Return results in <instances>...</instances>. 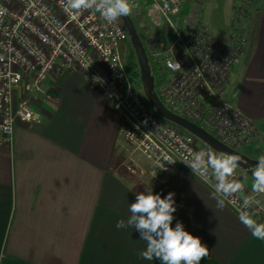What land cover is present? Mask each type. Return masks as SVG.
<instances>
[{
  "label": "crops",
  "instance_id": "crops-1",
  "mask_svg": "<svg viewBox=\"0 0 264 264\" xmlns=\"http://www.w3.org/2000/svg\"><path fill=\"white\" fill-rule=\"evenodd\" d=\"M263 15V16H262ZM248 59L236 74L234 104L252 121L264 156V14ZM33 105L43 122L18 118L11 145H0V264H159L139 252L134 228H116L145 185L175 193V219L202 238L201 264H264L254 236L225 202L184 168L169 173L119 136L122 114L76 70L54 73ZM134 162L140 168L129 170ZM241 176L250 193L254 179ZM157 178V179H156ZM264 202V194L261 196Z\"/></svg>",
  "mask_w": 264,
  "mask_h": 264
},
{
  "label": "built area",
  "instance_id": "built-area-1",
  "mask_svg": "<svg viewBox=\"0 0 264 264\" xmlns=\"http://www.w3.org/2000/svg\"><path fill=\"white\" fill-rule=\"evenodd\" d=\"M185 1H192L189 12H199L202 0H130L132 9L147 7L160 15L174 34L169 42L144 46L157 73L156 91L171 112L233 148L242 135L256 132L252 121L226 101L245 46V27L238 31L240 20L235 21L225 42L198 26L200 14L190 13L177 27L172 17ZM128 39L121 18L108 23L95 8L73 9L69 0H0V145L12 144L18 118L42 123V112L33 105L45 95L47 81L54 73L76 70L122 114L119 136L131 155L141 153L162 174L186 169L235 213L264 223V192L247 194L235 169L230 179L240 188L225 194L216 192L215 171L206 158L196 169L187 164L198 153L225 155L154 111L124 63L121 43ZM136 167L128 165L131 171Z\"/></svg>",
  "mask_w": 264,
  "mask_h": 264
},
{
  "label": "clouds",
  "instance_id": "clouds-1",
  "mask_svg": "<svg viewBox=\"0 0 264 264\" xmlns=\"http://www.w3.org/2000/svg\"><path fill=\"white\" fill-rule=\"evenodd\" d=\"M69 4L73 9L95 8L108 23H114L128 15L133 7L130 0H69ZM97 77L100 79L97 80ZM93 79L100 81L101 77L95 76ZM205 158L215 171L216 192L227 194L240 188L239 183L230 179L240 161L238 155L214 156L211 152L198 153L193 157L192 163H186L196 169ZM257 161L252 168L254 190L264 192V156ZM223 206L224 201L221 199L218 201V207ZM176 210L174 192L162 195L155 192L152 185H145V189L136 192L135 200L129 204L130 215L127 220H118L116 228H134L139 234V239L146 242V247L139 252V256L145 260L155 258L159 264H201L202 258L208 255L209 248L202 243V238L190 232L182 221L176 220L173 225ZM241 221L254 236L264 238V223L255 221L247 214L241 215Z\"/></svg>",
  "mask_w": 264,
  "mask_h": 264
},
{
  "label": "rangeland",
  "instance_id": "rangeland-1",
  "mask_svg": "<svg viewBox=\"0 0 264 264\" xmlns=\"http://www.w3.org/2000/svg\"><path fill=\"white\" fill-rule=\"evenodd\" d=\"M191 2L192 1H185V3L179 9V12L174 17H172V22L177 27H180L183 19L190 15L191 12L189 11L191 8ZM200 6L201 8L199 12H192L191 14H200L197 23L198 26L203 30H206L220 41L225 42L227 40L235 21L238 19L240 20V18H244L246 21L245 24L240 25L241 27H245V33L247 35L245 46L243 48L242 57L230 76V85L226 95V101L228 103L234 104V100L237 96V87L235 85L237 78L236 74L239 67L242 66V64H244L248 59L250 47L254 45V39L259 26V20L261 21V17L263 16H261V14H264V0H202V5ZM131 16L144 46L146 45L148 48L150 41L164 40L169 42L171 37L174 35L171 26L160 15L152 13L147 7L132 9ZM197 33H199V31ZM129 48L132 49L134 53V60L137 64V66L133 68H130L131 66H129V61L131 58L130 53H132L129 51ZM121 50L123 53L124 63L133 79L134 84L136 85V88L143 92L138 61L134 49L130 43V39L121 43ZM154 72L155 71L153 70V75ZM158 90L159 86L157 85V91ZM258 140L259 138L257 136V132H254L252 135L248 136L245 134L242 135L237 141L232 142V146L238 152L249 158H252V156L255 155V148L257 147ZM199 143L202 142L199 141ZM136 168L140 167L137 166ZM152 169L154 170V168H151V170ZM235 170L239 173L240 179L241 176L248 178L247 176L249 175L245 171L237 167ZM155 176H158V181L162 178V176H159L158 171L155 173ZM241 182L246 188L247 194H250V191L247 189L242 179Z\"/></svg>",
  "mask_w": 264,
  "mask_h": 264
},
{
  "label": "water",
  "instance_id": "water-1",
  "mask_svg": "<svg viewBox=\"0 0 264 264\" xmlns=\"http://www.w3.org/2000/svg\"><path fill=\"white\" fill-rule=\"evenodd\" d=\"M121 20L127 30L130 43L136 54L140 70L143 95L150 103L154 111L161 118L190 133L215 152L225 156L229 154L238 155L240 157V161L237 168L245 171L253 178L252 168L256 163H258L256 159L249 158L237 150L223 144L199 125L174 114L164 105L157 94L156 79L153 75L150 60L130 13L121 17Z\"/></svg>",
  "mask_w": 264,
  "mask_h": 264
},
{
  "label": "trees",
  "instance_id": "trees-1",
  "mask_svg": "<svg viewBox=\"0 0 264 264\" xmlns=\"http://www.w3.org/2000/svg\"><path fill=\"white\" fill-rule=\"evenodd\" d=\"M130 15H131V12H130ZM132 17V16H131ZM246 19V18H245ZM245 20H244V18H240V24L242 25V24H245ZM239 27H238V31H240V25H238ZM129 51L130 52H132V53H130V61H129V66H131L130 68H133V67H136L137 66V64H136V61L134 60V53H133V51H132V49H130L129 48ZM132 54V55H131ZM153 70V69H152ZM137 73V72H136ZM136 73H134L135 75H137ZM154 75H157V73L156 72H154ZM157 85H158V83L156 82V88H157Z\"/></svg>",
  "mask_w": 264,
  "mask_h": 264
}]
</instances>
